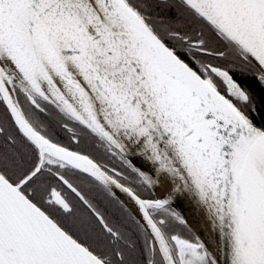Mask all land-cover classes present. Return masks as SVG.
Masks as SVG:
<instances>
[{
	"label": "snow or ice",
	"instance_id": "obj_1",
	"mask_svg": "<svg viewBox=\"0 0 264 264\" xmlns=\"http://www.w3.org/2000/svg\"><path fill=\"white\" fill-rule=\"evenodd\" d=\"M0 264H264V0H0Z\"/></svg>",
	"mask_w": 264,
	"mask_h": 264
},
{
	"label": "bare ground",
	"instance_id": "obj_2",
	"mask_svg": "<svg viewBox=\"0 0 264 264\" xmlns=\"http://www.w3.org/2000/svg\"><path fill=\"white\" fill-rule=\"evenodd\" d=\"M158 194L162 195V193H158ZM121 198L123 199V197H121ZM182 207H184V206L182 205ZM185 214L188 215L189 221L191 222L192 221V216L188 213L187 207H185Z\"/></svg>",
	"mask_w": 264,
	"mask_h": 264
},
{
	"label": "trees",
	"instance_id": "obj_3",
	"mask_svg": "<svg viewBox=\"0 0 264 264\" xmlns=\"http://www.w3.org/2000/svg\"><path fill=\"white\" fill-rule=\"evenodd\" d=\"M61 140L67 142L66 137H64L63 135H61Z\"/></svg>",
	"mask_w": 264,
	"mask_h": 264
}]
</instances>
